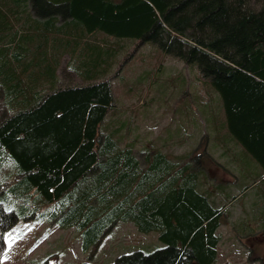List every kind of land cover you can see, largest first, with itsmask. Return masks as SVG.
<instances>
[{
	"label": "trees",
	"instance_id": "trees-1",
	"mask_svg": "<svg viewBox=\"0 0 264 264\" xmlns=\"http://www.w3.org/2000/svg\"><path fill=\"white\" fill-rule=\"evenodd\" d=\"M147 44L217 94L206 100L216 111L201 108L225 113L213 148H240L219 164L252 180L222 205L202 179L204 153L137 152L103 129L114 78ZM0 103L12 109L0 112V262L30 213L76 227L84 251L118 223L156 236L108 264H214L228 207L259 184L264 232V0H0Z\"/></svg>",
	"mask_w": 264,
	"mask_h": 264
},
{
	"label": "rangeland",
	"instance_id": "rangeland-1",
	"mask_svg": "<svg viewBox=\"0 0 264 264\" xmlns=\"http://www.w3.org/2000/svg\"><path fill=\"white\" fill-rule=\"evenodd\" d=\"M113 84L117 107L103 129L117 131L122 146L131 145L139 152L153 144L172 157L192 151L204 153L202 179L209 190L216 192L221 205L252 183L251 179L244 180L240 168L234 175L219 164L226 163L229 155H238L240 148L230 142L224 145L229 154L220 156L224 150L215 152L211 125L225 121V113L201 112L208 104L216 111L215 104L206 100L216 99L217 94L200 79L197 69L147 44L134 54ZM2 111L12 109L0 103ZM206 136V143H202ZM2 175L14 177L12 165L7 164ZM259 187L251 188L228 207L226 221L219 229L222 240L214 264H261L259 258L251 256L264 257V232L261 218L255 214L262 207ZM228 191L230 196L226 197ZM30 215L19 218L7 231L0 264H108L125 251L157 241L155 235L142 234L131 223H118L97 246L84 251L76 227L62 228L48 218L37 220ZM253 228L259 230L255 235L250 233Z\"/></svg>",
	"mask_w": 264,
	"mask_h": 264
},
{
	"label": "crops",
	"instance_id": "crops-1",
	"mask_svg": "<svg viewBox=\"0 0 264 264\" xmlns=\"http://www.w3.org/2000/svg\"><path fill=\"white\" fill-rule=\"evenodd\" d=\"M125 252H128V251H125ZM219 255V254H218Z\"/></svg>",
	"mask_w": 264,
	"mask_h": 264
}]
</instances>
